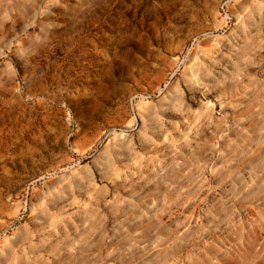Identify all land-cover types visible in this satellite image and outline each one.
<instances>
[{
    "label": "rangeland",
    "instance_id": "1",
    "mask_svg": "<svg viewBox=\"0 0 264 264\" xmlns=\"http://www.w3.org/2000/svg\"><path fill=\"white\" fill-rule=\"evenodd\" d=\"M0 264H264V0H0Z\"/></svg>",
    "mask_w": 264,
    "mask_h": 264
}]
</instances>
